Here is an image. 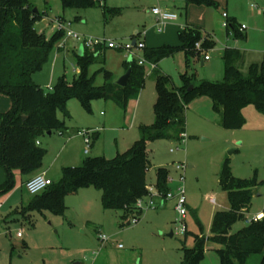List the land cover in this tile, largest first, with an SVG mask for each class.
Instances as JSON below:
<instances>
[{"label":"rangeland","instance_id":"obj_1","mask_svg":"<svg viewBox=\"0 0 264 264\" xmlns=\"http://www.w3.org/2000/svg\"><path fill=\"white\" fill-rule=\"evenodd\" d=\"M172 1L177 6L174 11L179 20L160 27L151 10L153 7L165 10ZM219 1V7L190 6L185 12L182 10L185 0H108V6L119 8L120 14L110 15L106 21L102 6L64 9L61 0H29L34 10L44 16L35 29L48 39L57 32L55 21L63 20L67 28L81 36L117 45L96 54L88 65V76L96 88L107 83L118 85L131 71L129 65L134 59L137 64L145 60V49L181 45L179 32L184 27L188 29L193 25L191 30H202L209 39V48H204L199 56L180 50L157 64L158 71L170 76L177 89L182 87L184 75L198 84L224 83L227 50L241 52L243 61L237 67L245 76L250 75L252 66H258L260 73L264 71V0ZM253 5H258L257 9H253ZM224 13L229 15L228 19L223 17ZM230 20H234L241 36L230 33L224 26ZM243 25L246 30L240 31ZM136 31L140 33L138 36ZM134 41L142 42L145 49L135 48L131 53L122 48ZM198 42L204 45L206 41ZM77 44L66 36L55 44L49 62L34 82L46 91L52 90L63 76L71 82L75 70L79 69ZM206 55L209 61L203 60ZM144 67V87L126 105L98 99L87 109L73 99L64 111L59 110L58 119L65 126L64 133L55 130L51 135L39 136L41 148L47 151L40 170H48L49 178L59 180L62 169L72 165L70 160H77L79 165L82 157L113 159L127 152L140 139L139 127L155 122V70L150 63H145ZM5 107L1 101V112L7 113L13 108L4 111ZM243 115L246 124L240 132L225 130L216 124L221 115L215 110L213 100L208 96L198 97L186 110V138L156 141L148 147L151 169L147 183L156 184L158 170H168L170 191L176 194L178 188L186 189L188 205L198 212L205 231L200 232L191 210L186 220L188 235L179 231L177 199L169 200L164 208L157 200L156 209H145L141 215L124 218L114 210H105L102 194L93 188L67 197L62 216L48 211L24 216L23 208L33 196L25 188L27 182L21 188L20 179L15 176V187L0 192V205H3L0 209V264H184L186 237V247L193 248L196 238L200 242L210 236L215 212L228 207L227 193L218 179L222 164L230 160L234 175L251 180L257 171L258 182L264 181V115L254 106H248ZM83 133L86 137L81 135ZM86 138L91 140L89 155L85 154ZM233 150L235 152L230 154ZM259 189L263 191L264 185ZM212 198L217 199L216 205L211 203ZM263 202L264 197L256 198L255 208ZM134 218L138 219L137 224L132 223ZM18 233L22 236L18 237ZM101 236L107 239L102 240ZM212 248L218 246L206 244L202 264H221L218 253ZM260 257L250 256L247 264H261Z\"/></svg>","mask_w":264,"mask_h":264},{"label":"trees","instance_id":"obj_2","mask_svg":"<svg viewBox=\"0 0 264 264\" xmlns=\"http://www.w3.org/2000/svg\"><path fill=\"white\" fill-rule=\"evenodd\" d=\"M64 9H94L102 6L106 21L113 11L106 7V0H61ZM190 6L218 7L216 0H185V8ZM40 12H35L29 0H0V94L9 96L13 108L0 113V168L6 174V181L0 192L15 187V172L22 176L36 174L43 166L45 150L37 145L43 133L59 130L62 134L64 124L58 119V111L65 110L68 102L77 99L84 108L89 109L92 101L114 100L124 106L137 97L144 87L145 67L134 59L129 65L131 77L126 87L107 83L102 88L93 86L87 73L88 65L95 51L78 54L79 75L69 82L65 76L58 80L55 87L46 91L37 85L33 76L43 70L49 62L55 44L65 37V32H56L51 39L36 31V24L43 20ZM63 21V20H62ZM233 34L240 36L234 22L229 21ZM189 29V31H188ZM179 32L181 45L165 46L144 51L147 63L157 65L160 61L173 56L177 51H190L199 56L196 44L205 39L204 48L208 49L209 39L199 30L191 28ZM137 42V41H136ZM243 55L237 50H227L225 60V82L205 81L196 83L189 92L191 81L182 77V87L177 89L170 76L155 71L157 101L154 105L155 122L151 126H140V139L125 153L113 159L106 157H88L81 166L65 168L59 180L53 181L48 189L34 195L25 209L24 216L31 212L48 211L58 216L65 213V200L84 189L93 188L102 194L105 210L122 213L124 218L141 215L136 208L139 199L147 196V174L151 169L148 157L150 143L156 141H181L186 134L188 105L196 98L208 96L213 100L214 108L221 115L220 126L229 131L244 128L246 120L243 112L248 106H254L264 115V71L258 66L250 68L249 76L243 75L237 65ZM170 172L158 170L156 187L167 195ZM219 185L227 193L230 211L215 214L210 236L198 241L193 248H187L184 242V264H202L205 258L206 244L218 246L221 264H246L252 255L262 257L264 264V217L260 221H250L243 229L232 233L233 226L246 220L252 201L259 185L257 173L251 180L234 177L230 160L222 164L218 175ZM200 232L204 227L193 212ZM29 217V216H28ZM186 236L188 233L185 234Z\"/></svg>","mask_w":264,"mask_h":264},{"label":"built area","instance_id":"obj_3","mask_svg":"<svg viewBox=\"0 0 264 264\" xmlns=\"http://www.w3.org/2000/svg\"><path fill=\"white\" fill-rule=\"evenodd\" d=\"M258 5H253L252 8L253 9H257ZM151 14L157 19L158 25L160 27H163L164 25H166L167 23L170 22H174L177 21L179 19L178 14L171 12L169 10H162L160 8H153L151 10ZM223 17L225 19L229 18V15L227 13H224ZM224 26H226L227 28L229 27V23H225ZM55 28L57 32L60 31H64L65 32V36L69 39H72L76 42H78L79 44H81L83 46V48L87 51H95L98 47H106V48H117V45L114 42H107V40H102V39H93V38H86L84 36H81L80 34L70 30L69 28H67L65 26L64 21L62 20H57L55 21ZM246 30V27L243 25L241 26L240 31H244ZM125 51L127 52H133V49H145V45L142 42H136L135 45L133 44H127L125 47H122ZM196 50L197 52L201 53L204 50V45L201 43H197L196 44ZM205 60L209 61L210 57L209 56H205ZM146 60H141L139 61V65L140 66H145ZM156 65H152V68H155ZM84 137H86V135L83 133L81 134ZM186 134L182 135V140L186 138ZM85 143L88 145L87 149L85 151L86 154L89 153V146L91 145V140L89 138L85 139ZM37 145H39V142H37ZM172 152H174V150H172ZM170 180V179H169ZM53 184V180L50 179L45 173L43 174H39L37 176H35L34 178H32L31 180H29L26 184H25V188L27 190V192L34 196V195H38L44 191H46L48 189V187H50ZM147 191L148 194L147 196H145L142 199H139L136 203V208L140 211H144L145 209H156L157 203L156 201L159 200L162 203V206L164 205L165 202H168L169 200L172 199H177V204L175 207V210L179 216V221H178V225H179V231L182 234H186L188 233V225L186 223L187 217L190 213L189 210V205H188V199H187V191L185 188H178V191L176 194H174L172 191H170L167 195H164L163 193H161L158 188L155 185H147ZM211 203L213 205L217 204V200L216 198H212L211 199ZM2 207V205H0V208ZM136 216V215H135ZM262 220V218L260 216H257V218H255L252 221H260ZM132 223L137 224L138 223V219L134 218ZM22 234L18 233V237H21ZM102 240H106V236H101Z\"/></svg>","mask_w":264,"mask_h":264},{"label":"crops","instance_id":"obj_4","mask_svg":"<svg viewBox=\"0 0 264 264\" xmlns=\"http://www.w3.org/2000/svg\"><path fill=\"white\" fill-rule=\"evenodd\" d=\"M108 0H106V7L107 8H109L111 11H113V13H112V15L114 16V15H117V14H120V10H119V8H116V7H109L108 6V2H107ZM217 2H218V5L220 4V1L219 0H216ZM219 7V6H218ZM153 8H156V7H153ZM184 8H185V4H184V6L182 7V10L183 11H185L184 10ZM209 8V7H208ZM174 9H177V6L175 5V2L174 1H172V2H169L168 3V6H167V8L165 9V10H169V11H171V12H174V13H176L175 11H174ZM189 9V8H188ZM188 9H187V11H188ZM187 11H185V12H187ZM103 15H104V12H103ZM179 16V15H178ZM179 20V19H178ZM177 20V21H178ZM177 21H174V22H177ZM231 21V20H230ZM234 20H232L231 22H233ZM174 22H170V23H174ZM191 26L193 27V25H190V26H188V28H191ZM184 29H187V28H185L184 27ZM196 30V29H195ZM202 34H203V32H202V30H200V29H198ZM230 30V29H229ZM230 33H232V31L230 32ZM140 33L138 32V31H136L135 32V35L136 36H138ZM205 37H207L206 35L207 34H203ZM241 36V35H240ZM72 40V39H71ZM135 42V41H134ZM77 48L79 49V51H78V54H80V55H83V53L85 52V51H87V50H85L84 48H83V46L81 45V44H77ZM105 49L104 50H102V53L106 50V47H104ZM203 60L205 61V57L203 58ZM204 61H203V65H204ZM242 61H243V59H242ZM241 61V62H242ZM239 64V63H238ZM155 71H158V66L156 65V67L155 68H153ZM79 73H80V69H78V70H75V76H77V75H79ZM38 74V73H37ZM37 74H35L34 76H33V80L35 79V77H36V75ZM244 75V74H243ZM37 85H39L41 88H42V86L39 84V83H37V81L35 82ZM3 102L4 103V105H6V109L4 110V111H8L9 109H10V107L12 106L13 107V101H12V99L9 97V96H6V95H3V94H0V102ZM155 105V104H154ZM245 110V109H244ZM0 113H4V112H1L0 111ZM187 119V118H186ZM220 122H221V117L219 118V121H216V124L217 125H219L220 126ZM188 124V123H187ZM141 126H143V125H141ZM144 126H146V125H144ZM186 129H187V127H186ZM242 130V129H241ZM241 130H238V131H233L234 133H237V132H240ZM186 132H187V130H186ZM186 135H187V133H186ZM84 137V136H83ZM69 139H72L71 137H69ZM80 139H81V137H80ZM97 139H98V137H96V141H97ZM207 140V139H206ZM80 141V140H79ZM208 141V140H207ZM37 142H39V147L41 148V143H40V141L38 140ZM136 142V141H135ZM44 150V149H43ZM46 152V154H47V151H45ZM45 154V155H46ZM86 154V153H85ZM90 154V152L88 153V154H86V155H89ZM80 158V157H79ZM85 159H86V157H82V158H80V163H79V165H78V163H76V162H78L77 160H70V162L72 161V165H70L69 167H67V168H75V167H79V166H81L82 165V163L85 161ZM65 168H63L62 169V171L64 170ZM5 172H4V170L2 169V168H0V188L2 187V185L5 183V181H6V174H4ZM43 173H45L47 176H48V170H45V171H42V170H40V171H38L36 174H33V175H30V176H22L21 175V173H20V171H16L15 172V176H16V178L18 177V179H20V182H21V185H22V187L21 188H24V184H25V182H28L29 180H31L32 178H34L35 176H37V175H39V174H43ZM256 173H257V171L255 172V175H256ZM232 174H233V172H232ZM17 175H20V177L19 176H17ZM234 175V174H233ZM234 177H236V178H239V179H242L241 177H239V176H236V175H234ZM157 178H158V173H157ZM258 178V177H257ZM50 179H52L53 181H57V180H54L53 178H50ZM242 180H247V179H242ZM264 183V181H260L259 183ZM150 185H155L156 186V184H150ZM264 185V184H263ZM260 186H262V185H259L256 189H255V192H256V195H255V197H254V199H253V201H252V206H251V208H250V211L249 212H247L246 213V220L245 221H241V222H238L237 224H235L234 226H233V229H232V233H236V232H238L239 230H241V229H243L245 226H246V223H249L250 221H252V220H254L255 218H257V216H260L261 218H263L264 217V202L260 205V207H256L255 208V204H254V200L256 199V198H263L264 197V190L263 191H261L260 189H259V187ZM17 188H19V186H16V189ZM86 190V189H85ZM80 192V191H79ZM217 200V199H216ZM166 204H167V202H165L164 203V205L162 206V204H161V208H164L165 206H166ZM1 208H3V205H2V207ZM0 208V209H1ZM189 210H191V212H197L196 210H193V208H191L190 209V207H189ZM224 211V210H223ZM228 211H230V204H228V207H227V209L225 210V212H228ZM217 212H219V211H217ZM217 212H215V214L217 213ZM31 214V213H30ZM30 214H28L27 216H30ZM196 215H197V217H198V212L196 213ZM199 218V217H198ZM199 220H200V218H199ZM201 221V220H200ZM201 223H202V221H201ZM203 225V224H202ZM205 231V230H204ZM189 232V231H188ZM208 235H210V234H208ZM216 249H218V248H212V250L213 251H215ZM261 258V260H262V257H260ZM247 264V263H246Z\"/></svg>","mask_w":264,"mask_h":264},{"label":"water","instance_id":"obj_5","mask_svg":"<svg viewBox=\"0 0 264 264\" xmlns=\"http://www.w3.org/2000/svg\"><path fill=\"white\" fill-rule=\"evenodd\" d=\"M35 12H37V10H35ZM136 44V41L135 42H133V45H135ZM131 72L132 71H129L119 82H118V85L120 86V87H126L127 85H128V83H129V81H130V77H131ZM195 85H196V82H193L191 85H190V88H189V92L195 87ZM49 135H51L52 133L50 132V133H48ZM204 141H207L206 139H204ZM235 151L233 150V151H231L230 152V154H233ZM121 215H122V213H121ZM128 225H131V223H129ZM171 236H172V234H171ZM75 264H80V263H75Z\"/></svg>","mask_w":264,"mask_h":264}]
</instances>
